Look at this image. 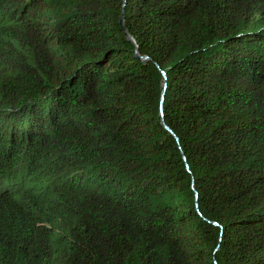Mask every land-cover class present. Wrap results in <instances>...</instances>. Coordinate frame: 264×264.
<instances>
[{"label": "trees", "instance_id": "obj_1", "mask_svg": "<svg viewBox=\"0 0 264 264\" xmlns=\"http://www.w3.org/2000/svg\"><path fill=\"white\" fill-rule=\"evenodd\" d=\"M0 264H264V0H0Z\"/></svg>", "mask_w": 264, "mask_h": 264}, {"label": "water", "instance_id": "obj_2", "mask_svg": "<svg viewBox=\"0 0 264 264\" xmlns=\"http://www.w3.org/2000/svg\"><path fill=\"white\" fill-rule=\"evenodd\" d=\"M119 25H120L121 31L123 32V34H124V36L126 37V39L129 40V41H132L131 37L129 36L128 32H127L126 29H125V26H124V24H123L122 19H120V21H119ZM134 57H135V58H139V56H138L136 53H135V56H134ZM141 60L146 61V58L143 57V58H141ZM163 76H164V74H163ZM166 130L169 132L168 129H166Z\"/></svg>", "mask_w": 264, "mask_h": 264}]
</instances>
